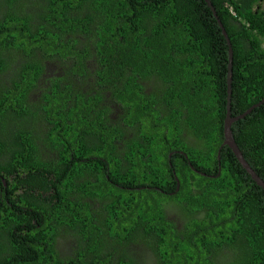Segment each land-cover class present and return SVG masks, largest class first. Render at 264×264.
<instances>
[{
    "label": "trees",
    "instance_id": "1",
    "mask_svg": "<svg viewBox=\"0 0 264 264\" xmlns=\"http://www.w3.org/2000/svg\"><path fill=\"white\" fill-rule=\"evenodd\" d=\"M209 1L216 16L205 0H0V153L9 138L20 143L17 153H32L28 165L23 164L32 174L27 185L9 180L20 171V158L13 159L14 171L0 161V264H264V192L231 150L221 147L229 48L220 28L232 49L230 111L236 117L264 99V0ZM94 49L105 50L109 58L114 52L121 60L130 58L131 63L121 64L134 65L132 72L159 94H140L133 104L143 109L138 115L142 143L156 149L154 156L164 162V168L156 165L159 170L151 174L156 183L151 185L165 184V195L150 189L147 199L136 201L138 192L133 190L106 186L104 191L96 186L104 181V173L92 169L90 196L83 207L63 205L71 195L67 186L79 173L85 175L90 166H106L108 172L102 160L75 163V171H69L60 160L57 166L51 164L46 152L67 149L74 141L69 131L86 122L82 115L73 121L82 107L69 104L77 88L66 83L74 80L73 66L85 63ZM47 64L62 76L46 80L52 86L40 89V101L24 108L22 101L28 103L29 90L39 88ZM62 82L66 86L60 91ZM18 89L24 96L16 93ZM152 106L157 110L144 115ZM31 116L45 119L43 125H36ZM108 121L106 117L99 124ZM48 127L51 135L45 131ZM91 131L87 123L88 136ZM231 131L244 160L264 180V102L234 122ZM136 136L129 141L137 143ZM131 146L145 152L141 145ZM174 150L187 156L173 155L174 165L187 160L196 170L185 167L180 172L175 166L177 191L174 181L161 182L168 179L162 171L167 154ZM1 178L8 181L6 186ZM37 187L36 195L23 192ZM18 190L23 194L15 195ZM49 191L54 195L46 196ZM73 196L80 206L81 197ZM165 203L177 210L183 221L180 229L164 214ZM52 206L57 211L64 208L58 226ZM131 212L138 215L131 217ZM127 221L146 228L129 234ZM57 237L66 246L61 257L55 249ZM127 240L144 241V259L113 258L130 249V242L123 243ZM106 252L110 258L104 257Z\"/></svg>",
    "mask_w": 264,
    "mask_h": 264
},
{
    "label": "flooded vegetation",
    "instance_id": "2",
    "mask_svg": "<svg viewBox=\"0 0 264 264\" xmlns=\"http://www.w3.org/2000/svg\"><path fill=\"white\" fill-rule=\"evenodd\" d=\"M122 45L125 44L123 43ZM98 51L99 49H94L93 53L89 56V59H87L85 63L76 64L75 66H73L72 69L73 74L71 79L74 80L73 81L70 80L69 83H66V85L73 90L77 88L76 90H74L76 94L73 96L72 101H70L69 104L71 105V102L74 103L78 102L79 105L82 107V112L77 113L78 118L75 114L73 116V121H78V119L82 115L83 119L89 125L91 124L92 127L91 136H88L89 133L87 134V123L81 121L77 129L69 131L70 139H74L76 143L72 141V143L69 144L67 149L61 147L58 151V147L54 146L55 147L54 151L52 152L46 151L47 154L50 157H52V158H47L48 160L51 161V164L57 166L58 160H60L61 164L69 171H75L73 169V165L75 163L79 165L88 164L91 163L93 160H102V162H104L107 165L108 172H106V166H102L99 168L90 166L88 173H85V175L84 173H79V175L76 176V179H73V181H71V183L68 184L67 187L71 195L69 194L67 195L68 203L64 202L63 205L68 206L69 203H72L73 205L77 206L78 209L83 207V205L88 200L87 196H90L89 184L92 183L93 181L91 178L93 172L92 169L96 173L98 169H101L102 173H104L103 176L104 181H99L98 184H96L97 187L103 186L102 190L104 191L106 186L112 187L113 190L115 188L123 189V190L126 189L133 190L138 192V195L135 196L136 201L147 199L148 194L146 193L150 189H154L156 192L158 191L160 194L165 195V193L163 192L164 188L166 187L165 184H161L162 186L160 187L151 185L156 183L154 182L151 176V174L154 173V171L159 170V169H155L156 165L159 164L163 165L164 168V162L161 159L158 160L157 156H154L157 155L156 149H152L151 146L142 143L143 142L142 139L144 138H143V133L141 132L140 129L141 126L138 120V115L141 112H143V109L140 107H135L133 104L139 98L140 94L150 96V92H153L155 89L152 88V84H150L147 81L145 82L141 78L142 76L140 77L137 73L132 72V68H134V65L121 64L122 62L131 63L132 61H129L130 58H127V60H121L119 55L115 52L113 58H109L106 57L107 52L103 53L105 52V50L102 49L100 50V52ZM74 61L77 62L76 60ZM56 71L59 70L54 65L52 64L46 65V67L44 68V73L41 75L42 78L40 79V82L38 84L39 88L29 90L30 92L27 95L28 97H26V99H28V103L24 104V102L22 101L24 108L28 107L29 105L33 104L36 101H40V95L42 94V91H40V89L42 88L44 89L45 87L49 88L52 86L46 80H49L50 78L62 76L60 72L55 73ZM152 82H154V80ZM42 83H46V85L43 86ZM66 85L64 84V82H62L60 84L61 87L60 91H63ZM18 92L21 93L19 89L16 91V93ZM84 94H88L91 96L99 95L100 99L97 100L95 98L96 102L93 100L87 101L85 99L86 98L85 96L84 98L85 100H83L79 95H84ZM155 94H157L156 90H155ZM22 95L24 96V93ZM56 97L59 100H62L63 98L60 94H56ZM97 102L100 104H98ZM255 105H253L252 107H254ZM153 108L157 110V108L153 106L145 108V110H147V113L144 112V115H149L150 113L148 111H152ZM106 117L108 118L109 121L106 123L105 126L100 125L99 120L106 121ZM31 118L36 123V125L39 126L43 125V121H45V119H41L40 117L31 116ZM25 119L26 118L23 113L22 121L24 122V124H27L25 122ZM52 121H54L53 118ZM57 121L60 122V120L58 119ZM94 122L96 128L95 130L93 129ZM45 131L49 135H51L50 127H48ZM56 135L59 136L58 134ZM135 135H137L135 137V141L138 142L131 143L129 139L133 138ZM110 136H113L114 139L113 138L110 139ZM43 139L44 138H41V141H43ZM92 139L93 140L95 139V141H93ZM38 141L40 140L37 139L36 143ZM109 142H111L112 144H110ZM133 144L141 145L142 148L145 149V152L144 153L141 152L139 147L137 146H131ZM42 145L43 144L41 143V147ZM20 148L21 146L18 140L16 141L14 138H9V143L4 146L3 152L0 153V161L1 162L6 161V164L9 167H11L10 170H13L12 164L16 162L13 159L20 158L19 160L22 161L21 163H18V166L21 164L19 167L20 171L16 170V172H14V174L9 180L10 182L17 181V183L21 182L20 184L27 185L26 181L32 180V174L28 170L23 169V164L28 165V161L26 160L28 159V157L31 156L32 153L28 149L20 151V153H17L19 151L18 149ZM173 155H180L182 157L186 156L180 150L170 151V153L167 154L166 157L167 160L165 161V163L167 164V168L166 171L165 172L162 171V173L166 174L168 179L166 178L167 179L166 181L161 180V182L170 183V185H172L173 184L172 181H174L177 191L179 189V179L176 168H178L180 172L186 171L185 167H188L194 173H196V170L193 168L191 162L187 160L185 161L184 164L178 161L175 162L174 165L172 162ZM132 159L133 161H135L134 166L130 164ZM185 159H187V156L185 157ZM31 160H33V157L31 158ZM110 161L111 163H109ZM35 165L36 163L34 159L30 166L31 168H34ZM248 166L250 167L249 164ZM132 168H134V170L130 171ZM166 172H169V174H167ZM66 174L67 173L65 172V175ZM1 180H3V186H6L8 181H6L4 178H1ZM60 188H64V187H60ZM160 189L162 191H160ZM38 190L39 188L37 187L33 190L25 189L23 192L29 195L30 194L36 195L37 194L36 191ZM23 192L21 190H18L14 192V194L15 195L20 193L23 194ZM46 194H47L46 196L51 197V194L54 195V191H49V193ZM73 195L81 197L80 206L76 205V203L74 202ZM172 195L173 194H168V196H172ZM58 196H59V192H56L55 198L60 199ZM154 196L155 199L157 200L158 199L157 194H154ZM10 197L12 198V196ZM159 199H160V204H162L164 200L162 198ZM57 208H59V205H57ZM163 209H164V214H166L167 216V219L171 220L175 224L177 229H180L183 226V221L178 215L177 210H175L174 207L169 203H165ZM53 210H54L53 213L57 212L56 226H58V221L62 220L59 217L62 218L64 208L60 207V210L57 211L53 207ZM99 213L100 212L98 211L96 214ZM136 215H138L136 212H133V214L131 212V217H135ZM93 223L95 222L93 221ZM51 227H53L52 224ZM124 227L130 228L129 234H131L137 228H141V230L146 228V226H144L143 224L133 226L129 223V221L124 223ZM146 235L147 234H144L143 237L146 238ZM147 239L150 240L151 238L149 237ZM147 239L145 241H147ZM130 241L131 240H127L126 242L123 243L127 244ZM74 242L75 241L73 240H69L68 244L73 245ZM59 243H60L59 238L57 237L55 249L59 253V257H61L62 256L61 253L65 251L66 246L65 244H61V243L59 244ZM143 243L144 241L141 243L130 242L128 243V245L131 250L127 249L125 251H122L119 257H117L116 255L113 256V258L116 260L122 259L126 261L127 257H129L130 260L139 262L141 259L145 258V254H146V250L144 249L145 246ZM109 244L110 243H108L107 248L109 247ZM8 248L12 252L11 246H8ZM104 257L110 258V254L106 252L104 254Z\"/></svg>",
    "mask_w": 264,
    "mask_h": 264
},
{
    "label": "water",
    "instance_id": "3",
    "mask_svg": "<svg viewBox=\"0 0 264 264\" xmlns=\"http://www.w3.org/2000/svg\"><path fill=\"white\" fill-rule=\"evenodd\" d=\"M209 6V8L211 9L212 13L214 16H216L215 10L212 7L211 3L209 0H205ZM220 25V23H219ZM220 28L222 29V34L224 36V38L227 41V45H228V73H227V106H226V116H225V120H224V124H223V143L221 145V147H228L231 152L233 153V155L235 156V158L237 159V161L239 162V164L242 166V168L247 172V174L250 176L251 180H253L255 182V184L260 187L263 191H264V181L262 179H260V177L252 170L251 167L248 166V164L246 163V161L243 158L242 152L240 151V149L238 148L237 144L235 143V140L233 138L232 135V131H231V125L240 120L243 119L247 114H249L254 108L259 107L261 104H263L264 99L261 100L257 105H255L254 107H251L250 109H248L244 114L238 116V117H232L231 116V111H230V97H231V79H232V49H231V44L230 41L228 39V36L225 32V30L223 29V27L220 25ZM186 157V156H185ZM204 175V174H202Z\"/></svg>",
    "mask_w": 264,
    "mask_h": 264
},
{
    "label": "rangeland",
    "instance_id": "4",
    "mask_svg": "<svg viewBox=\"0 0 264 264\" xmlns=\"http://www.w3.org/2000/svg\"><path fill=\"white\" fill-rule=\"evenodd\" d=\"M263 49H264V43H263Z\"/></svg>",
    "mask_w": 264,
    "mask_h": 264
}]
</instances>
